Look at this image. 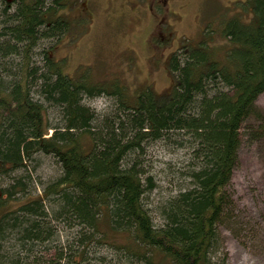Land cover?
Listing matches in <instances>:
<instances>
[{
    "label": "trees",
    "instance_id": "trees-1",
    "mask_svg": "<svg viewBox=\"0 0 264 264\" xmlns=\"http://www.w3.org/2000/svg\"><path fill=\"white\" fill-rule=\"evenodd\" d=\"M62 5L0 0V264H83L94 242L134 264H226L219 226L233 219L240 128L253 119L249 135L264 139V0L223 19L221 56L206 37L170 54L163 94L64 72L52 56L70 26ZM101 94L108 111L86 103ZM154 144L184 159L169 168L179 187L151 205ZM42 155L56 167L47 180ZM62 225L70 241L48 243Z\"/></svg>",
    "mask_w": 264,
    "mask_h": 264
},
{
    "label": "rangeland",
    "instance_id": "rangeland-1",
    "mask_svg": "<svg viewBox=\"0 0 264 264\" xmlns=\"http://www.w3.org/2000/svg\"><path fill=\"white\" fill-rule=\"evenodd\" d=\"M159 2L162 8L156 0H64L58 12L70 26L55 43L52 56L62 62L63 71L70 76L85 74L94 81L118 78L128 86V94L144 85L155 94H163L173 83L167 65L170 54L181 44L198 45L206 37L207 44L221 56L223 48L230 45L220 34L223 19L242 11L245 0ZM208 28L211 31L207 34ZM86 103L102 112L113 106L112 99L102 94ZM256 104L264 109V91ZM256 126L250 119L240 128L238 161L228 188L234 201L233 219L219 226L226 264H264V139H254L248 133L249 127ZM183 152L155 144L149 148V162L157 179L149 193L151 205L179 187L178 179L169 176V168L183 162ZM55 170L52 159L42 155L37 170L41 178L54 177ZM59 232V238L48 243L70 241L71 229L62 225ZM93 244L87 248L83 264L135 263L121 257L109 243ZM49 253L42 255L46 258Z\"/></svg>",
    "mask_w": 264,
    "mask_h": 264
},
{
    "label": "flooded vegetation",
    "instance_id": "flooded-vegetation-1",
    "mask_svg": "<svg viewBox=\"0 0 264 264\" xmlns=\"http://www.w3.org/2000/svg\"><path fill=\"white\" fill-rule=\"evenodd\" d=\"M165 1H166V0H163V5H164ZM156 3H157V5H158L159 7L162 8L161 3L159 2V0H156ZM165 31H166V30H162V31H160V33L163 32V33L165 34ZM169 33H170V31H169ZM154 34H155V33H154ZM154 34H153V35H154ZM152 37H153V36H152ZM161 39H162V38H161ZM162 40H163V39H162Z\"/></svg>",
    "mask_w": 264,
    "mask_h": 264
},
{
    "label": "bare ground",
    "instance_id": "bare-ground-1",
    "mask_svg": "<svg viewBox=\"0 0 264 264\" xmlns=\"http://www.w3.org/2000/svg\"><path fill=\"white\" fill-rule=\"evenodd\" d=\"M259 136V135H258Z\"/></svg>",
    "mask_w": 264,
    "mask_h": 264
}]
</instances>
